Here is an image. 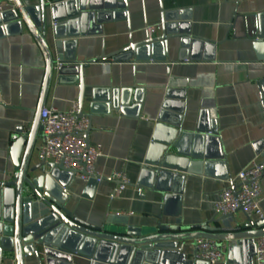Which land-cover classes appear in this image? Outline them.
Instances as JSON below:
<instances>
[{
  "label": "crops",
  "instance_id": "obj_1",
  "mask_svg": "<svg viewBox=\"0 0 264 264\" xmlns=\"http://www.w3.org/2000/svg\"><path fill=\"white\" fill-rule=\"evenodd\" d=\"M22 1L33 7L40 2ZM126 6L124 11L101 13L99 23L88 25V35L67 45L63 59L85 62L122 50L129 41L160 36L164 18L175 20L188 38L184 45L172 38L165 46L141 49L135 59L124 54L83 69L81 111L91 129L88 144L101 150L94 163L101 181L91 199H85L86 183L60 176L67 184V208L94 227L112 215L140 229L171 225L177 214L184 226L206 223L219 217L213 204L224 189L238 185L237 173L252 161L263 162L258 154L264 140V43L255 36H264V0H129ZM44 70L43 56L25 28L0 37L2 181L13 173L11 136L20 128L27 132L34 121ZM72 76L73 71L67 72L58 84L53 75L44 107L65 112L73 102L78 104L80 90L71 83ZM209 131L213 133L204 137ZM170 142L177 146L171 151L176 158L172 170L200 161L175 185L181 195L163 200L143 189L148 186L144 175L155 168L161 146ZM41 148L39 132L32 165L40 162ZM115 172H124L129 185L113 197ZM261 188L264 216V178ZM234 219L244 223L245 215L237 212ZM191 243L182 250L187 260L194 259ZM253 252V244L226 249L219 264L226 255L236 264H253Z\"/></svg>",
  "mask_w": 264,
  "mask_h": 264
},
{
  "label": "water",
  "instance_id": "obj_2",
  "mask_svg": "<svg viewBox=\"0 0 264 264\" xmlns=\"http://www.w3.org/2000/svg\"><path fill=\"white\" fill-rule=\"evenodd\" d=\"M8 1L14 7L0 11V37L11 32L19 33L25 28L43 56L45 78L30 130L24 132L20 128L10 138L8 154L13 173L9 180H0V264H27L30 260L34 264H207L186 259L182 250L187 242L192 241V247L196 239L225 242L229 251L247 244L254 246L253 241L264 235V219L245 217L244 223H238L234 215H227L214 217L197 226H184L177 214L173 224H158L151 229L129 226L128 219L118 215L106 217L98 227L78 220L67 208V184L60 180V176H66L71 181V173L51 162L32 165L34 146L42 130L40 114L53 75H56L58 84H62L66 73L74 72L70 78L75 79L71 83L77 84L80 90L77 117H86L82 114L81 105L83 69L88 64L117 60L124 54L135 59L141 49L148 50L160 44L165 46L172 38L181 39V45H184L188 33L177 29L175 20L164 18L160 36L147 37L139 43L129 41L126 48L113 54L74 62L63 59L67 45L88 35V25L99 23L101 13L126 10L129 0H51L54 3L51 7L43 0L34 7L25 5L22 0ZM255 37L256 42L264 43V36ZM90 130L88 126L84 133L87 144ZM207 133L206 138L213 132ZM175 144H163L155 168L148 172L144 170L148 186L143 189L160 194L163 200L169 195H181L180 188H174L177 187L175 185L184 180L183 173L192 172L191 166H199L197 160L200 159H197L184 164L183 168L172 170L176 158L171 151L177 148ZM260 149L258 155L264 162V140ZM97 180L100 182L101 178L94 175L86 182L83 198L91 199L99 183ZM230 188L235 190L237 185L232 184ZM224 264L236 263L226 255Z\"/></svg>",
  "mask_w": 264,
  "mask_h": 264
},
{
  "label": "built area",
  "instance_id": "obj_3",
  "mask_svg": "<svg viewBox=\"0 0 264 264\" xmlns=\"http://www.w3.org/2000/svg\"><path fill=\"white\" fill-rule=\"evenodd\" d=\"M50 7L51 0H43ZM12 6L8 0H0V11ZM148 31H152L148 29ZM40 114V136L42 148L39 150L40 162H51L61 165L62 170L71 173L72 180L86 183L94 175V163L101 157L99 146H90L84 139L88 121L77 117L78 105L71 104L69 110L62 112L54 107H44ZM264 178V162L252 161L246 168L237 173V188L230 187L219 193L213 204L218 216L234 215L242 212L245 217L264 219L260 209L261 184ZM111 179L118 182L113 197L119 196L129 185L124 172H115ZM99 182V180H97ZM253 264H264V235L254 241ZM194 260L207 264H219L224 258L226 247L210 239L193 241Z\"/></svg>",
  "mask_w": 264,
  "mask_h": 264
}]
</instances>
